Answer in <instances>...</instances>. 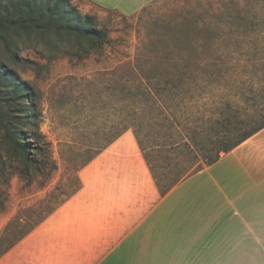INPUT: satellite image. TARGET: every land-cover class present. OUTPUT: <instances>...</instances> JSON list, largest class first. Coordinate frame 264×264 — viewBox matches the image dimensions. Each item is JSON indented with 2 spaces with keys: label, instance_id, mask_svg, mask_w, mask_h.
<instances>
[{
  "label": "rangeland",
  "instance_id": "1",
  "mask_svg": "<svg viewBox=\"0 0 264 264\" xmlns=\"http://www.w3.org/2000/svg\"><path fill=\"white\" fill-rule=\"evenodd\" d=\"M0 1V256L61 206L81 166L126 131L138 134L166 189L208 164L218 134L230 147L264 125L259 0H155L133 13L87 0ZM85 24L101 33L93 43L76 29ZM203 60V74H182ZM168 81L213 90L173 103ZM18 135L31 146L28 159ZM185 154L198 163L191 168Z\"/></svg>",
  "mask_w": 264,
  "mask_h": 264
},
{
  "label": "crops",
  "instance_id": "2",
  "mask_svg": "<svg viewBox=\"0 0 264 264\" xmlns=\"http://www.w3.org/2000/svg\"><path fill=\"white\" fill-rule=\"evenodd\" d=\"M87 1L133 13L155 0ZM78 175L0 264H264V127L166 192L131 131Z\"/></svg>",
  "mask_w": 264,
  "mask_h": 264
},
{
  "label": "trees",
  "instance_id": "3",
  "mask_svg": "<svg viewBox=\"0 0 264 264\" xmlns=\"http://www.w3.org/2000/svg\"><path fill=\"white\" fill-rule=\"evenodd\" d=\"M62 3H64V0H56V6L57 7H59ZM257 9H258V11L260 12V20L258 21V23H255V21H254V24L255 25H261V23H263L264 24V0H259V2H258V5H257ZM1 10H2V3H1V1H0V28H2L3 26H4V20L2 19V17H1ZM252 25L253 27L255 26V25ZM76 29H79V31H80V33L82 34V35H84L85 36V38L86 39H88L91 43H93V42H95L96 40H97V38H99L100 37V31H98V30H95V29H92L88 24H85V25H82L81 27H76ZM261 59V57H256L255 55H249V60H250V62H256V61H258V60H260ZM202 63H203V65H202ZM208 61H206V62H204V60L203 61H201V63H200V65H196V68H193L194 69V71H188V69L184 72V73H182V74H190V75H194L195 74V76L197 75V74H203V71L202 70H204L205 69V67L206 66H209L208 64ZM1 67V66H0ZM204 73H207L206 71H204ZM181 74H179V76H180ZM208 78H210L211 77V75L208 73ZM208 82H204V83H200V81H196V83H195V88H192V87H190V86H187L186 85V83L184 82V83H182V84H180V83H177V85L176 84H174L172 81H168L167 82V85H166V87L165 88H163L164 89V91H167L168 93H169V95H167V96H171L170 98H172V102L173 103H180V101H178L179 99L181 100L183 97H185V96H187V95H191V96H193L197 91H200V90H204V88H210L211 90H213L212 89V85L211 84H207ZM180 84V85H179ZM139 94H145L146 96L148 95V96H150L151 95V93L149 92V91H143L142 93H139ZM21 96V100H22V102H21V104H22V106H23V108L22 109H19V111L20 112H23L24 114H26V113H29V104H28V102L27 101H29L30 99H29V96H27V95H25V94H22V95H20ZM181 97V98H180ZM162 99H158V100H164V98L163 97H161ZM154 100H156V99H154ZM166 100V99H165ZM157 101V100H156ZM179 105V104H178ZM133 115L135 116H133V119L135 120V118L137 119V113H136V111H134V113H133ZM27 116V115H26ZM128 118H129V115L127 116H125V117H123V120H122V122L120 123L121 125H120V131H122V133L124 132V131H126L129 127H124L125 126V124L127 123V120H128ZM147 123L146 122V120L144 119L143 121H141V123ZM264 127V125H262V126H260V127H258V128H255L253 131H250V132H248V133H246V134H244L240 139H239V141H237L236 143H234L232 146H230V147H227L226 146V144H227V142L229 141V139H226L225 140V135H221V136H219V134H218V138L220 139V141H219V145H217L218 146V150L216 151V154L214 155V156H210L209 158H208V160H209V164L210 163H213V162H215V161H217L219 158H220V156H221V154L223 153V152H227V151H229V150H231V149H233L234 147H236L237 145H239L240 143H242L244 140H246L247 138H249L250 136H252L253 134H255L257 131H259L260 129H262ZM121 135V134H120ZM135 135H136V138H137V140H138V143H139V145H140V147H141V150L142 151H144V148L142 147V140L140 139V137H138V134H136V132H135ZM227 137V136H226ZM15 141H16V144H17V148L20 150V151H22V152H25V154H26V157H27V159L29 158V156H28V152L30 151V147L31 146H29V144H28V140H26V137H25V135H18L16 138H15ZM108 146V145H107ZM106 146V147H107ZM189 153H193L192 151L191 152H189ZM188 154V153H187ZM187 154H185V155H183V157L182 158H184L183 159V161H186L187 159L186 158H189V157H187ZM195 156H197V155H195ZM194 156V157H195ZM144 157H145V159H146V161H147V164L149 165V168H150V170H151V172H152V165H151V163H150V161H149V159H148V157H147V155L146 154H144ZM193 156L192 157H190L189 159V161H188V163L189 164H191V168L192 167H194L197 163H198V161H197V159H193L194 158ZM181 158V159H182ZM153 173V172H152ZM153 176H154V178H155V180H156V182H157V184H158V186H159V188L161 189V191L162 192H166L167 190H169L178 180H180L181 178H179L178 180H176V182H174L172 185H170L169 187H167L166 189H162L161 188V186H160V184L158 183V181H157V179H156V176L154 175V173H153ZM80 186H81V182H80V180H79V182H78V187H77V189L75 190V192L80 188Z\"/></svg>",
  "mask_w": 264,
  "mask_h": 264
}]
</instances>
